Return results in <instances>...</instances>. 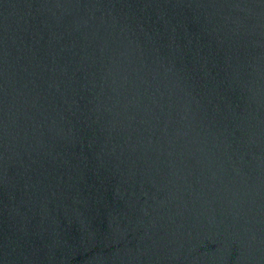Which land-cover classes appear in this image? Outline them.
<instances>
[{
  "label": "water",
  "instance_id": "water-1",
  "mask_svg": "<svg viewBox=\"0 0 264 264\" xmlns=\"http://www.w3.org/2000/svg\"><path fill=\"white\" fill-rule=\"evenodd\" d=\"M0 264H264V0H0Z\"/></svg>",
  "mask_w": 264,
  "mask_h": 264
}]
</instances>
